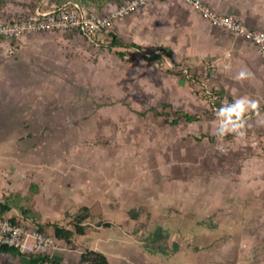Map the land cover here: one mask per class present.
Wrapping results in <instances>:
<instances>
[{"label":"crops","instance_id":"0c3cea01","mask_svg":"<svg viewBox=\"0 0 264 264\" xmlns=\"http://www.w3.org/2000/svg\"><path fill=\"white\" fill-rule=\"evenodd\" d=\"M202 1L216 13L264 32V0ZM115 6L109 4L100 12ZM3 11L8 16L18 13L16 9ZM110 35L119 43L112 46L118 52L161 49L177 65L189 66L197 83L223 87L233 100L248 95L264 104V62L255 48L212 26L183 0L152 1L114 21ZM93 41L102 42V38ZM105 42L110 46V41ZM204 63L212 71L207 72ZM245 67L254 75L236 80ZM141 75L152 100L179 108L186 115L199 108L200 93L194 92L198 84L159 70L134 73L135 78ZM261 119L264 112L257 116L256 124L264 138ZM202 126L209 129L206 123ZM160 132L155 139L167 142L166 129ZM235 137L240 142L245 139ZM80 154L61 175L60 186L53 182V174L36 169L27 181L33 186L28 208L42 225L66 213L64 228L68 229L71 215L81 208L89 212L80 224L83 233L50 254L56 261L89 264L81 256L93 252L104 256L107 264H264V157L240 158L237 165L233 161L227 165V181L214 177L201 181L194 175L199 166L184 167L182 145L171 152L146 148L124 155L101 150L96 155ZM152 158L157 159L155 165L150 164ZM120 159L127 160L126 164ZM186 171L192 176L185 177ZM15 190L22 197L29 196L26 183L16 182ZM13 212L18 210L10 208L4 214L12 216ZM0 255L12 259L10 253Z\"/></svg>","mask_w":264,"mask_h":264},{"label":"rangeland","instance_id":"374dc122","mask_svg":"<svg viewBox=\"0 0 264 264\" xmlns=\"http://www.w3.org/2000/svg\"><path fill=\"white\" fill-rule=\"evenodd\" d=\"M87 1L0 0V7L18 12L35 7L52 10L69 2H78L90 13H101L99 4L91 5ZM121 1L114 3L118 5ZM212 69L210 67L209 72ZM152 70L169 73L175 78L181 76L156 59L146 60L130 49L118 52L109 46V42L91 41L77 33L41 32L20 39L1 40L0 204L9 203L21 213V201H30L33 186L27 181L31 179L33 169L41 174H53V182L60 186L65 169L86 151L90 155H96L100 150L119 151L124 155L129 150L146 148L171 152L182 145L184 167L199 166L194 175L201 181L213 177L216 181H227V165L233 161V165H237L240 158L264 157V138L256 127L254 111L245 117L244 140L238 141L233 132L218 135L216 119L209 113L197 79L192 76L193 80L182 78L192 81L196 87L198 84V91L194 92L200 93L199 108L187 113L195 120L186 121L183 110L151 99L152 94L145 92L142 75L134 77L136 72ZM209 87L221 96V104L225 99L233 101L225 88ZM154 97H160V94ZM259 105L261 114L264 104ZM205 123L208 130L202 126ZM163 129L168 134L167 142L155 139ZM238 150L244 154H238ZM126 161L120 159L121 163L126 164ZM149 161L155 165L157 159ZM136 168L140 169L139 166ZM184 176L192 174L186 171ZM16 182L26 183L29 196L22 197L15 190ZM65 215L44 225L40 218L37 221L45 232L53 235L55 226L64 227ZM63 247V241L56 239L54 253ZM11 256L12 259L0 255V264H25V258ZM49 257L50 261L45 264H62Z\"/></svg>","mask_w":264,"mask_h":264},{"label":"built area","instance_id":"2783aa9c","mask_svg":"<svg viewBox=\"0 0 264 264\" xmlns=\"http://www.w3.org/2000/svg\"><path fill=\"white\" fill-rule=\"evenodd\" d=\"M152 1L161 0H126L116 5L113 10L99 14L90 13L77 3L71 2L52 10H43L39 7L28 11L22 10L15 16L6 15L0 7V41L20 39L41 32L77 33L91 41L97 37L102 38V42L111 41L110 28L114 21L141 10ZM183 2L212 26L250 43L264 62L263 31L251 28L233 17L216 13L202 0H183ZM135 53L146 60L156 59L179 75L187 79L191 78L189 66L177 65L161 49H136ZM202 67L209 71L208 64L204 63ZM201 93L206 99L209 111H215L218 97L206 82L201 83ZM3 247L15 249L23 255H50L56 250V239L41 230L37 220L26 218L19 212H15L12 216L0 214V248Z\"/></svg>","mask_w":264,"mask_h":264},{"label":"trees","instance_id":"16d2710c","mask_svg":"<svg viewBox=\"0 0 264 264\" xmlns=\"http://www.w3.org/2000/svg\"><path fill=\"white\" fill-rule=\"evenodd\" d=\"M115 0H88L87 2H89L91 5L92 4H99V11H101L105 6L112 4V5H116L114 3ZM126 0H122L121 2H124ZM120 2V3H121ZM72 3H77L80 7H82L83 9H85L87 11V9L82 6L81 4H79L78 2H72ZM105 5V6H104ZM111 36V41H110V46H115L118 45V41L116 40V38L112 35ZM217 97L218 100L215 104L216 106V110L215 111H209L210 115L214 118V119H218L216 116V111L218 110V108L222 105L221 104V96L217 93L214 92ZM183 118L187 121H193L195 120L194 117H190L186 114H183ZM28 200L26 201L25 199L23 201H21V205H20V212L22 213V215L26 218H32L34 220H38V216L33 214L29 208H28ZM11 208V205L9 203L6 204H0V214H4L6 211H8ZM89 216V212L87 210V208H81L80 210H78L74 216H73V221L68 225L69 228L66 229L64 227H59V226H55L53 228V234L55 239H59L62 240L63 242L68 243L70 241L71 238H73L74 236L77 235H81L83 233V227H81V223ZM42 230V227H40ZM0 252L3 253H10L12 255H16L19 256L21 258H25V264H45L46 262L50 261V255L48 254H28V255H23L18 253V251H16L15 249H11V248H0ZM85 254H88L87 256H84V254H82L81 258L83 261L88 262L89 264H107V261L105 259L104 256L97 254V253H93V252H86Z\"/></svg>","mask_w":264,"mask_h":264},{"label":"clouds","instance_id":"9594fccd","mask_svg":"<svg viewBox=\"0 0 264 264\" xmlns=\"http://www.w3.org/2000/svg\"><path fill=\"white\" fill-rule=\"evenodd\" d=\"M254 74L251 70L242 68L234 77L238 81H243L247 78L252 77ZM259 101L249 97L248 95L240 96L235 98L232 102H228L227 99L216 111L217 120L214 123L217 125L215 129L218 135H224L227 132L236 133L240 137L246 135L245 125L246 114L249 112H255L257 116L260 115ZM264 123V119L258 121Z\"/></svg>","mask_w":264,"mask_h":264}]
</instances>
